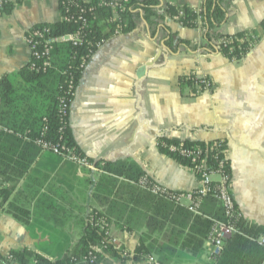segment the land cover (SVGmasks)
I'll return each mask as SVG.
<instances>
[{
    "label": "crops",
    "instance_id": "obj_1",
    "mask_svg": "<svg viewBox=\"0 0 264 264\" xmlns=\"http://www.w3.org/2000/svg\"><path fill=\"white\" fill-rule=\"evenodd\" d=\"M162 1L195 10L203 3ZM229 4L219 31L227 35L254 31L258 38L242 60L191 50L204 44L201 29L165 20L151 35L147 23L141 21L131 33L109 38L90 57L71 101L68 121L85 158L135 164L157 185L173 192L194 190L199 181L190 168L159 152L158 138L224 141L230 192L241 220L244 226L264 231V0H231ZM60 20L58 0H21L9 15H0V79L7 76L20 96L27 89L21 70L31 56L26 33L36 25ZM170 34L190 46L180 44L172 52L165 46ZM184 76L206 78L211 88L195 96L186 87L181 92L178 80ZM21 170L5 181L0 178V186L10 191L8 203L27 213L22 218L25 224L0 212V264H18L11 261L10 252L24 250L59 260L75 249L81 236L79 211L90 210L91 204L95 207L94 182L100 171H88L46 151L36 153ZM43 200L48 201L46 205ZM201 210L210 216L214 206L204 201ZM144 232L140 221H134L129 232L110 225L111 244L128 257L122 260L98 245L99 264H145L133 259ZM151 238L176 250L182 245L181 238L169 242L164 232ZM209 251L207 240L198 258L189 261L172 256L171 264H209Z\"/></svg>",
    "mask_w": 264,
    "mask_h": 264
},
{
    "label": "trees",
    "instance_id": "obj_2",
    "mask_svg": "<svg viewBox=\"0 0 264 264\" xmlns=\"http://www.w3.org/2000/svg\"><path fill=\"white\" fill-rule=\"evenodd\" d=\"M109 1L116 3L115 9L107 6ZM20 2L21 0H0V15H9ZM230 2L231 0H203L201 7L195 10L186 5H178L175 1L162 0H58L61 20L33 28L48 27L51 37L78 34L82 44L73 46L70 41L52 43L48 56L49 66L44 71L31 70V63L41 67L42 60L36 61L30 57L29 63L21 70V78L27 87L23 96L18 94V88L12 85L7 76L1 77L0 178L5 181L17 170L22 173L21 169L27 168L36 153L42 151L36 144L41 137L64 149L62 153L71 150L77 158L84 157L73 139L68 117L61 115L60 100L65 99V103L70 106L72 98L68 96V87L71 83V91H76L83 71L80 65L97 51L98 43L104 44L112 36L131 33L141 21L147 23L151 35L159 22L163 23L165 20H172L183 28L201 29L204 44L200 47L192 46L191 50L199 48L218 53L231 61L242 60L258 38L254 31L243 30L232 35L219 31L229 12ZM175 37V34H170L165 41V46L172 52H176L180 44L190 46L189 42ZM38 47L39 52L43 50L41 44ZM204 80L207 79L184 76L178 80V87L181 92L185 87L190 89L191 95L195 96L204 91ZM170 147L176 149L170 151ZM198 148H201L202 156L207 158L208 168L204 173L219 170L223 176L228 177L230 187L231 174L225 157L224 141L203 143L158 138L159 152L188 168L193 165L180 151ZM89 161L100 171L94 182L95 207L91 204L90 210L79 211L81 236L75 249L55 261L27 250L12 251L9 255L11 261L18 264H75L72 262L75 259L76 264H90L88 259L95 255L96 264H99L100 256L95 250L98 245H104L113 256L124 260L128 257L125 252L108 242L109 226L114 224L129 232L133 229L134 221L144 223L145 232L140 236L133 259L145 261L147 257L155 255L159 264H171L172 256L193 261L203 250V244L213 225L212 220H225L222 208L211 197L203 199L200 214L197 215L137 187L135 183L145 174L135 164ZM20 176L21 174L15 177ZM195 176L201 179V173H195ZM219 183L213 180L210 186H217ZM9 195V189L0 186L1 212H8L26 224L27 220L22 218L27 217V213L8 203ZM204 201L214 206V211L209 212L210 216L201 210ZM42 202L46 205L48 201ZM234 207L237 210L235 203ZM236 226L239 234L223 243L214 264H264V250L250 239L256 238L263 229L244 226L241 217ZM160 232H164V237L169 242L181 238V247L176 250L173 245L168 246L151 238V235Z\"/></svg>",
    "mask_w": 264,
    "mask_h": 264
},
{
    "label": "built area",
    "instance_id": "obj_3",
    "mask_svg": "<svg viewBox=\"0 0 264 264\" xmlns=\"http://www.w3.org/2000/svg\"><path fill=\"white\" fill-rule=\"evenodd\" d=\"M108 7L111 9H115L116 3L114 1H109L106 3ZM84 22V21H82ZM25 41L30 49V54L32 58L36 61L42 60L41 67H37L34 63L30 64V69L39 72L40 70L44 71L49 66V51L51 50L52 43H56L59 41H70L72 42L73 46L81 45L82 42L78 34H73L64 37H51L49 35L48 27H42L38 29L32 28L28 31L25 35ZM42 45V51H38V45ZM103 44L98 43L96 48L99 49ZM90 56L88 58L90 59ZM87 60H83L80 68L84 69L85 65L87 64ZM71 83L68 87V96L73 99L75 95V91H71ZM211 88V83L209 80H204V91ZM67 96V94H66ZM61 104V115L63 117H68L70 106L65 103V99L60 100ZM1 130V128H0ZM44 133V132H43ZM42 151H46L52 153L56 156L62 157L65 160L71 161L81 168H85L90 171L96 172L97 169L93 166V164L87 160L85 157L77 158L71 150H65L63 153L61 152L64 149H60L57 145H53L52 143L46 141L41 137L36 141ZM175 147H170V151H174ZM180 153L184 155L186 158L190 159L191 164L193 165L190 168L194 174L201 173V179H198L199 185L189 192H171L159 185L155 182L149 180L147 176L140 178L135 185L137 187L142 188L150 192L151 194L175 205L180 206L186 209L188 212L192 214L199 215V208L200 205L206 197H211L218 202L220 207L222 208L225 216V220H212L213 225L211 230L208 234V242L210 244V251L208 253V262L209 264H214L217 257L221 252V248L223 243L231 238L235 234H239V228L236 226L237 220L240 218L239 212L234 207V201L231 196L230 187L228 185L227 176H223L222 173L217 171H210L208 173H204L208 167L206 165L207 158L202 156L203 152L201 148L195 150H181ZM213 177L217 178L219 181V185L217 186H210V183L213 181ZM0 208V212H1ZM254 241L259 247L264 250V231L259 233L256 238H253ZM111 243V240H108ZM104 246V245H102ZM96 250V248H95ZM96 256L91 255L88 259V263L96 264ZM73 263L76 264V260H72ZM145 264H159L155 258L149 256L145 259Z\"/></svg>",
    "mask_w": 264,
    "mask_h": 264
},
{
    "label": "rangeland",
    "instance_id": "obj_4",
    "mask_svg": "<svg viewBox=\"0 0 264 264\" xmlns=\"http://www.w3.org/2000/svg\"><path fill=\"white\" fill-rule=\"evenodd\" d=\"M208 91H209V89H208Z\"/></svg>",
    "mask_w": 264,
    "mask_h": 264
}]
</instances>
